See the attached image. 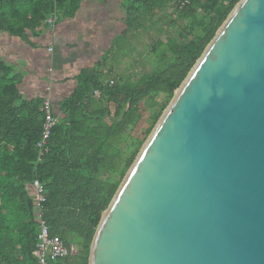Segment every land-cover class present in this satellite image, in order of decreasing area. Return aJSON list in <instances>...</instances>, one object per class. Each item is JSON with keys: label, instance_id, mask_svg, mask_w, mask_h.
Instances as JSON below:
<instances>
[{"label": "water", "instance_id": "95a60500", "mask_svg": "<svg viewBox=\"0 0 264 264\" xmlns=\"http://www.w3.org/2000/svg\"><path fill=\"white\" fill-rule=\"evenodd\" d=\"M88 264H264V0H241L183 82Z\"/></svg>", "mask_w": 264, "mask_h": 264}, {"label": "trees", "instance_id": "16d2710c", "mask_svg": "<svg viewBox=\"0 0 264 264\" xmlns=\"http://www.w3.org/2000/svg\"><path fill=\"white\" fill-rule=\"evenodd\" d=\"M80 1L2 0L0 30L26 40L28 32L44 25L56 9L60 18H73ZM181 1L133 0L126 4L127 36L142 29L148 16L153 19L173 7L174 13L162 21L177 37L166 43L157 41L159 65L137 82L123 79L110 87L105 76L83 71L75 92L60 103L64 116L39 165L44 100H25L19 89L21 77L0 59V264H39L40 226L31 192L37 177L45 184V221L51 235L80 248L74 263L67 259L54 264H88L104 213L177 91L241 2L193 0L182 8ZM95 92L102 94L101 99L95 98ZM160 97L167 102L161 104ZM130 142L133 148L128 152Z\"/></svg>", "mask_w": 264, "mask_h": 264}, {"label": "crops", "instance_id": "0c3cea01", "mask_svg": "<svg viewBox=\"0 0 264 264\" xmlns=\"http://www.w3.org/2000/svg\"><path fill=\"white\" fill-rule=\"evenodd\" d=\"M130 1L81 0L73 18L61 15L54 28L42 25L28 32L26 40L0 30V59L21 77L22 97L29 101L50 99L56 116L61 118L60 103L75 92L76 80L83 71L115 79L116 68L108 67L107 53L119 38L135 39L140 30L126 35L130 20L126 4Z\"/></svg>", "mask_w": 264, "mask_h": 264}, {"label": "rangeland", "instance_id": "374dc122", "mask_svg": "<svg viewBox=\"0 0 264 264\" xmlns=\"http://www.w3.org/2000/svg\"><path fill=\"white\" fill-rule=\"evenodd\" d=\"M174 11V8L170 7L165 12L157 13L153 19L148 16L143 23V28L138 31L136 38L130 37L125 40L128 41L127 44L122 45L121 43L125 41L119 38L118 44L116 43L112 52L107 53L105 59L109 68L115 65L114 78L122 77V80L126 79L137 82L143 75L151 73L158 67V55L156 54L157 41L160 39L166 43L167 39L177 37L175 31L166 29L167 24L162 21L164 16L171 15ZM159 26L165 27V31L161 32ZM112 79V76L105 77V80ZM158 100L161 104L167 102L166 97H160ZM142 127L146 129L148 126L143 123ZM131 144L132 142L126 147L128 152L132 151L133 147ZM74 262L75 259H73Z\"/></svg>", "mask_w": 264, "mask_h": 264}, {"label": "built area", "instance_id": "2783aa9c", "mask_svg": "<svg viewBox=\"0 0 264 264\" xmlns=\"http://www.w3.org/2000/svg\"><path fill=\"white\" fill-rule=\"evenodd\" d=\"M193 0H183L181 1V7L184 8L190 5ZM60 20V14L56 9L52 15L45 21V25L54 28L57 22ZM49 51L54 52V47L52 46ZM121 78H115L110 80V87H116ZM95 98L101 99L102 94L100 92L94 93ZM42 112L45 116L44 130L42 138L37 145L38 158L36 165H39L47 152L49 146V141L53 135L56 126L59 124L60 120L55 114V109L53 102L50 99H46L43 102ZM32 197L35 205V214L37 222L40 226L39 233V244L37 256L39 259V264H54L55 262L75 259L80 254V248L74 244H66L60 236H52L50 228L45 221V208L44 205L47 201L45 184L42 182L41 178L37 177L31 186Z\"/></svg>", "mask_w": 264, "mask_h": 264}, {"label": "clouds", "instance_id": "9594fccd", "mask_svg": "<svg viewBox=\"0 0 264 264\" xmlns=\"http://www.w3.org/2000/svg\"><path fill=\"white\" fill-rule=\"evenodd\" d=\"M45 25V24H44ZM120 78V77H119ZM122 79V78H121ZM45 101V100H44ZM60 120V119H59Z\"/></svg>", "mask_w": 264, "mask_h": 264}]
</instances>
